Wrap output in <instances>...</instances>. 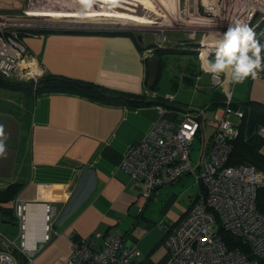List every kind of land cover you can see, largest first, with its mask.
Masks as SVG:
<instances>
[{
    "label": "crops",
    "instance_id": "0c3cea01",
    "mask_svg": "<svg viewBox=\"0 0 264 264\" xmlns=\"http://www.w3.org/2000/svg\"><path fill=\"white\" fill-rule=\"evenodd\" d=\"M26 1L0 0V16L17 15L25 9ZM68 21L31 26L54 32L20 37L40 65V76L63 75L121 92L148 94L150 98L174 95L175 100L168 102L173 111L167 116L176 118L177 112L202 109L205 139L214 132V126L206 122L223 116L229 98L264 106V72L240 84L223 78V83L214 87L211 75L200 70V54L180 49L165 58L151 87L143 55L154 42L143 43L145 39L139 35L137 38L131 30L119 29L123 34L104 35L101 31L109 30L106 27ZM197 79L198 89L194 86ZM160 117L156 105H102L63 93L43 94L33 100L21 93L0 90V140L5 146L0 155V189L23 183L19 195L8 205L14 210L15 221L10 222L13 226L2 227L0 232L20 245L16 206L25 202L27 244L30 250H36L28 257L12 248L18 264H67L73 235L94 241L99 250L107 234L121 237L124 246L139 248L141 255L132 264H168L165 236L170 226H178L185 219L194 198L203 191L202 185L187 174L171 185L157 188L146 200L141 186L119 168L129 147ZM262 126L253 132L264 155V138L257 133ZM47 205L53 207L55 215L51 238L45 241Z\"/></svg>",
    "mask_w": 264,
    "mask_h": 264
},
{
    "label": "built area",
    "instance_id": "2783aa9c",
    "mask_svg": "<svg viewBox=\"0 0 264 264\" xmlns=\"http://www.w3.org/2000/svg\"><path fill=\"white\" fill-rule=\"evenodd\" d=\"M164 40L156 46L164 47ZM153 52L154 48L146 50L143 59ZM39 68L19 34L0 28V74L17 81H36L40 77ZM211 81L217 87L223 78L214 81L211 77ZM194 86L199 88V79ZM164 100L172 102L175 96L169 95ZM232 102L229 98L223 116L206 122L214 126L207 139L202 109L184 110L177 112L176 118H170L167 114L173 110L157 105L161 117L129 147L120 163L119 168L141 186V195L146 200L157 188L171 185L187 174L194 175L204 187L194 198L185 219L178 226L169 227L164 239L170 257L168 264H264V214L257 207L258 191L264 189V171L253 164H229L234 142L240 135L239 123L246 114L244 108L233 107ZM257 133L264 138V127H259ZM196 140L202 143L198 162L192 158ZM27 205L19 202L16 206L20 245L0 233V264H18L12 248L28 257L36 251L27 244ZM54 215L53 207L47 205L45 241L51 238ZM219 229L242 238L250 254L230 248L219 235ZM72 241L67 264H132L141 255L138 247L124 246L122 238L115 234H107L99 250L92 240H76L73 235Z\"/></svg>",
    "mask_w": 264,
    "mask_h": 264
},
{
    "label": "rangeland",
    "instance_id": "374dc122",
    "mask_svg": "<svg viewBox=\"0 0 264 264\" xmlns=\"http://www.w3.org/2000/svg\"><path fill=\"white\" fill-rule=\"evenodd\" d=\"M17 15L0 16V28L12 31L69 20L109 30L135 31L145 39L143 43L154 42V46L165 39L164 47L173 50L214 54L212 39L221 38L229 26L238 21L259 33L264 25V0H27L25 9ZM170 70L174 71L172 67ZM232 120L237 121L234 117ZM201 146L199 140L194 142L192 158L195 162L200 157ZM7 216L0 212V229L13 226L2 219Z\"/></svg>",
    "mask_w": 264,
    "mask_h": 264
},
{
    "label": "trees",
    "instance_id": "16d2710c",
    "mask_svg": "<svg viewBox=\"0 0 264 264\" xmlns=\"http://www.w3.org/2000/svg\"><path fill=\"white\" fill-rule=\"evenodd\" d=\"M257 33V38L264 43V25L260 28ZM11 31V29H9ZM16 31L20 37L23 35H34L42 32H54L51 29H40L35 30L32 28H15L12 31ZM101 34L104 35H115L123 34L118 30H102ZM125 34H133L131 31H126ZM138 38L139 36L136 35ZM154 48L153 54L157 56L159 66L162 69L165 63V58L174 53L176 50L171 47H157L153 44L150 49ZM180 49H177V52ZM190 53L197 54V50H188ZM160 69V70H161ZM190 74L194 75L195 71L189 67ZM190 81L192 78L187 76ZM156 85L154 88L155 89ZM5 89L11 92L21 93L23 96L32 97L36 100L37 96L48 94V93H63L69 95H77L84 97L91 101L97 102L102 105L110 106H127V107H144L147 105H163L173 110V106L161 97H152L148 94H134L128 92L117 91L100 84L75 79L63 75H56L52 73H45L41 75L36 81H17L6 78L0 74V90ZM149 89V90H151ZM150 92V91H149ZM233 107H241L246 111L245 118L242 121V127L240 128V135L234 142V150L230 156V165H241V164H253L257 168L264 170V155L258 149L256 134L253 130L258 125H264V106L260 103L248 102H232ZM203 187V186H202ZM23 188V183L8 184L6 187L0 189V211L5 215H8L6 220L13 222L15 221V215L13 208L8 207L9 203L13 201L20 193ZM204 191V187L202 189ZM257 207L261 213L264 214V189L258 191ZM219 235L226 242L230 248H239L243 252L250 254L248 246L244 243L243 239L237 237L223 229H219ZM77 240V238H75Z\"/></svg>",
    "mask_w": 264,
    "mask_h": 264
},
{
    "label": "clouds",
    "instance_id": "9594fccd",
    "mask_svg": "<svg viewBox=\"0 0 264 264\" xmlns=\"http://www.w3.org/2000/svg\"><path fill=\"white\" fill-rule=\"evenodd\" d=\"M87 7V2L86 5ZM214 54L201 52L200 70L212 79H230L234 84L243 83L249 77L256 78L264 72V43L255 31L243 22L229 26L221 38H213ZM2 135V129H0ZM4 142L0 140V155L4 153Z\"/></svg>",
    "mask_w": 264,
    "mask_h": 264
},
{
    "label": "water",
    "instance_id": "95a60500",
    "mask_svg": "<svg viewBox=\"0 0 264 264\" xmlns=\"http://www.w3.org/2000/svg\"><path fill=\"white\" fill-rule=\"evenodd\" d=\"M146 61L148 64L149 85L152 87L156 83L159 74V61L155 55H151Z\"/></svg>",
    "mask_w": 264,
    "mask_h": 264
},
{
    "label": "bare ground",
    "instance_id": "6f19581e",
    "mask_svg": "<svg viewBox=\"0 0 264 264\" xmlns=\"http://www.w3.org/2000/svg\"><path fill=\"white\" fill-rule=\"evenodd\" d=\"M23 66H25V67H26V65H23Z\"/></svg>",
    "mask_w": 264,
    "mask_h": 264
}]
</instances>
